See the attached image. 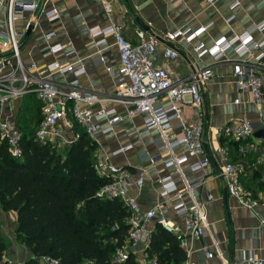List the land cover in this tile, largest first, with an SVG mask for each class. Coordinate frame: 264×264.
I'll use <instances>...</instances> for the list:
<instances>
[{
	"label": "built area",
	"instance_id": "obj_1",
	"mask_svg": "<svg viewBox=\"0 0 264 264\" xmlns=\"http://www.w3.org/2000/svg\"><path fill=\"white\" fill-rule=\"evenodd\" d=\"M98 1L101 2L103 18L109 23L105 26L93 25L88 28V33L96 47L97 57L93 63L104 66L112 77L113 90L104 94L80 86L79 76L85 73L81 64L75 66V63L63 64L54 60L38 67L34 62L29 65L24 63L21 47L35 30L39 17L52 23L60 16L55 6L45 8L51 4V0H0V140L6 141L8 151L14 158L22 157L21 132L16 126V116L22 97L27 93L34 94L41 102L42 115L34 133L36 142L51 143L64 150L84 134L96 143L94 171L105 181L96 196L100 199L119 198L126 206L130 226L128 248L134 252V247L148 232V226L154 220L165 231L176 236L179 246L186 254L181 264H191L188 256L195 250L194 241L207 229L205 205L212 200V196L205 193L204 200L197 202L199 179L194 176L189 178L184 174L186 170L194 172L206 168L210 164V158L205 152L203 123L197 119L186 121L183 107L191 106L196 109L199 117L203 116L202 92L214 71L211 66H206L193 69L187 78L173 79L169 70L155 63L154 53L159 39L139 31L136 43L132 44L124 36L122 25L114 20V4L117 0ZM214 1L205 0L211 5ZM238 2L240 0H236L231 7ZM205 31L206 26L195 29L188 27L166 33L163 38L171 44L178 38H183L182 43L187 45L190 38L200 36ZM252 32H258L260 38L254 39ZM54 35V30L43 31L46 44L42 50L52 55L63 52L65 57L75 53L72 45L65 50L61 43L50 44L48 40ZM109 42H112L118 52L116 60L101 54V49L108 47ZM194 50L198 57L208 55L216 63L223 61L232 65L231 74L236 90L248 93L250 101L260 107L258 115L262 122L264 19L252 23L244 32L231 38H219L210 45L199 42ZM162 54L165 59L178 57V51L173 46H166ZM67 73H70L69 78L52 79L56 74L64 76ZM234 103L238 104L239 100L235 99ZM116 105L124 108V114L117 111ZM136 116H142L141 129L158 132L154 140L156 153L151 154L145 150L137 153L140 167L135 169L138 176L111 160L131 149L132 144L106 151L97 140L98 135H116L124 130L117 129V125ZM139 130L133 127L130 131L126 130V134L130 136ZM253 132V124L247 116L235 117L219 130L220 135L233 141L247 140ZM246 150L245 147H240L242 153ZM216 154L222 158L219 176L227 193L239 206L252 210L258 202L240 181L243 166L228 160L226 144L219 143ZM189 158H196V161L188 164ZM145 164L161 165L169 173L159 180V201L152 207L143 209L129 191L132 188L139 190L143 186V174L147 170ZM167 203L173 217L180 220L182 226L166 216L164 205ZM261 223L264 225V219ZM126 248L116 250L115 260L123 262L127 259ZM201 250L208 258L214 256L209 246H203ZM41 261L47 264L57 263L56 260L45 257ZM138 261L140 264H161L156 258H147L144 254ZM244 262L263 264L252 251L244 257ZM82 264L92 262L85 261Z\"/></svg>",
	"mask_w": 264,
	"mask_h": 264
},
{
	"label": "crops",
	"instance_id": "obj_2",
	"mask_svg": "<svg viewBox=\"0 0 264 264\" xmlns=\"http://www.w3.org/2000/svg\"><path fill=\"white\" fill-rule=\"evenodd\" d=\"M235 1L215 0L211 5L205 0H117L114 4V20L122 25L123 34L129 42L136 43V34L139 31L159 39L154 53L155 63L169 70L173 79L187 78L193 69L206 66H211L214 71L213 77L204 86L202 92L203 116L199 117L196 109L191 106L183 107V117L186 121L197 119L203 123L206 141L204 147L210 158V164L206 168L194 172L186 170L184 174L186 177L194 176L199 179L197 202L201 203L204 200L205 193L212 196V200L205 205L207 229L194 241L195 250L188 256L191 264H247L244 262V257L251 251L264 264V225L261 223L264 219V139L254 136L255 132L264 129V120L261 122L258 115L260 107L250 101L248 93L236 90L230 63L223 61L216 63L208 55L198 57L194 50V46L199 42L210 45L219 38H231L235 34L244 32L252 23L264 19V0H240L231 7ZM52 5L58 9L60 16L52 23L47 22L42 16L39 17L38 25L21 47L24 63L29 65L34 62L38 67L54 60L63 64L75 63V66L81 64L85 70V73L79 76L82 88L102 94L112 92L111 75L104 66H96L93 63L97 57L96 47L88 33V28L93 25L105 26L109 23L103 18L101 2L51 0V4L46 5L45 8L49 9ZM200 26H206V31L200 36L190 38L187 45L182 43L183 38H178L174 44L163 38L166 33L177 29L188 27L195 29ZM47 30L55 32L54 37L48 40L50 44L61 43L65 50L72 45L75 53L65 57L63 52L52 55L42 50L46 44L42 33ZM252 36L256 40L260 38L258 32H252ZM111 43L101 49V54L116 60L118 52ZM166 46L176 47L178 57L165 59L162 53ZM63 77L69 78L70 73L64 76L56 74L52 79L63 80ZM235 99L239 100L238 104L234 103ZM116 108L120 114H124L122 106L116 105ZM241 116L249 117L253 124L254 132L250 138L233 141L219 134V130L230 120ZM141 126L142 116H136L117 125V129L124 130L116 135L109 133L97 136V140L106 151L132 144L131 149L111 160L120 167L130 169L137 176L139 173L135 168L140 167L137 153L142 150L151 154L156 153L154 140L158 135L157 130H143ZM133 127L140 130L128 136L126 130L130 131ZM221 140L230 144L228 160L243 166L240 181L246 188L254 189L253 198L258 203L252 210L239 206L229 196L219 176L222 158L216 154V148ZM240 147H245L246 152L242 153ZM194 161L196 158H189L188 164ZM145 165L147 170L143 174V186L139 190L132 188L129 191L143 209L150 208L159 201V180L169 173L161 165ZM164 209L169 219L182 226L181 221L173 217L168 203L164 205ZM3 218H10V222H5ZM16 225L15 212H5L0 207V235L4 242L7 240L10 242L8 245L5 244L3 259L11 264H24L31 254L21 242L12 243L14 238L12 232ZM155 226L156 221L153 220L148 226V232L134 247L137 257L140 258L144 254L150 233ZM203 246L211 247L214 256L208 258L201 250Z\"/></svg>",
	"mask_w": 264,
	"mask_h": 264
},
{
	"label": "trees",
	"instance_id": "obj_3",
	"mask_svg": "<svg viewBox=\"0 0 264 264\" xmlns=\"http://www.w3.org/2000/svg\"><path fill=\"white\" fill-rule=\"evenodd\" d=\"M41 118V102L25 94L16 116L22 157L14 158L0 140V207L15 212L16 235L31 254L24 264H47L42 257L56 264H140L127 244L126 206L119 198L96 196L105 183L94 171L96 143L84 134L64 150L38 143L34 133ZM244 188L253 196L252 187ZM5 246L0 235V264H11L3 259ZM121 248L128 252L123 262L114 258ZM144 255L161 264H181L186 257L176 236L159 224Z\"/></svg>",
	"mask_w": 264,
	"mask_h": 264
},
{
	"label": "rangeland",
	"instance_id": "obj_4",
	"mask_svg": "<svg viewBox=\"0 0 264 264\" xmlns=\"http://www.w3.org/2000/svg\"><path fill=\"white\" fill-rule=\"evenodd\" d=\"M4 219V218H3ZM5 220V222H10V218H6V219H4ZM4 226V225H3ZM16 229V228H15ZM13 234H14V238L12 239V243L13 244H16L15 242H17V243H20V239L18 238V236L16 235V232H15V230H13V232H12ZM7 239V238H6ZM4 240V239H3ZM10 242H8V240L7 241H5V244L6 245H8ZM6 247V246H5Z\"/></svg>",
	"mask_w": 264,
	"mask_h": 264
},
{
	"label": "water",
	"instance_id": "obj_5",
	"mask_svg": "<svg viewBox=\"0 0 264 264\" xmlns=\"http://www.w3.org/2000/svg\"><path fill=\"white\" fill-rule=\"evenodd\" d=\"M28 34H29V30L26 33V37L28 36ZM254 136L264 139L263 138L264 137V129L255 132Z\"/></svg>",
	"mask_w": 264,
	"mask_h": 264
}]
</instances>
